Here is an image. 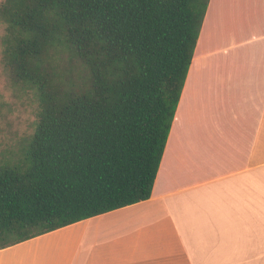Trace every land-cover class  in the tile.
<instances>
[{"label":"trees","instance_id":"trees-1","mask_svg":"<svg viewBox=\"0 0 264 264\" xmlns=\"http://www.w3.org/2000/svg\"><path fill=\"white\" fill-rule=\"evenodd\" d=\"M208 2L23 0L31 39L1 65L40 109L0 159V248L150 197Z\"/></svg>","mask_w":264,"mask_h":264},{"label":"crops","instance_id":"crops-1","mask_svg":"<svg viewBox=\"0 0 264 264\" xmlns=\"http://www.w3.org/2000/svg\"><path fill=\"white\" fill-rule=\"evenodd\" d=\"M0 264H264V0H209L150 197Z\"/></svg>","mask_w":264,"mask_h":264},{"label":"clouds","instance_id":"clouds-1","mask_svg":"<svg viewBox=\"0 0 264 264\" xmlns=\"http://www.w3.org/2000/svg\"><path fill=\"white\" fill-rule=\"evenodd\" d=\"M26 11L23 0H0V60L13 58L20 43L31 39L30 30L20 22ZM65 52L66 49L60 45L44 58L56 79H63L66 75ZM39 109L40 97L34 87L28 82L20 84L10 73L0 71V136L12 133L20 139L30 135Z\"/></svg>","mask_w":264,"mask_h":264},{"label":"rangeland","instance_id":"rangeland-1","mask_svg":"<svg viewBox=\"0 0 264 264\" xmlns=\"http://www.w3.org/2000/svg\"><path fill=\"white\" fill-rule=\"evenodd\" d=\"M0 66H2L1 60ZM0 71H3L2 67H0ZM20 139L15 138L12 133H9L6 137L0 136V159L7 157L9 154L14 152Z\"/></svg>","mask_w":264,"mask_h":264}]
</instances>
